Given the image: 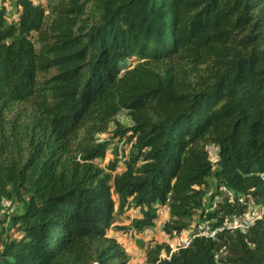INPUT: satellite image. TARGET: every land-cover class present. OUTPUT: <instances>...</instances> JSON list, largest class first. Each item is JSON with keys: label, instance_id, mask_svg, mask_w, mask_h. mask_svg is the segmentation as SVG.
Listing matches in <instances>:
<instances>
[{"label": "trees", "instance_id": "16d2710c", "mask_svg": "<svg viewBox=\"0 0 264 264\" xmlns=\"http://www.w3.org/2000/svg\"><path fill=\"white\" fill-rule=\"evenodd\" d=\"M11 1L0 264H128L109 231L150 229L162 206L169 237L222 229L147 263L264 264V0ZM250 204L262 215L228 228Z\"/></svg>", "mask_w": 264, "mask_h": 264}, {"label": "crops", "instance_id": "0c3cea01", "mask_svg": "<svg viewBox=\"0 0 264 264\" xmlns=\"http://www.w3.org/2000/svg\"><path fill=\"white\" fill-rule=\"evenodd\" d=\"M135 215L134 211H127L126 213H123V216H125L122 220L120 218L121 222H117L119 225H127L132 218V216ZM168 218L167 215H159L158 222L156 220L155 226L150 229H144L141 232H124L123 237L121 239H117L121 245L124 247L125 251L127 252L129 256L128 264L131 262L132 264H135L140 260V262L143 263V261L146 259V249L153 245L154 243H161V242H169L168 238L169 236L165 234L162 231V224L163 222ZM123 232V231H121ZM157 233L158 237L161 238L157 240ZM169 244V243H168ZM170 246V245H169ZM140 256V257H139ZM131 260V261H130Z\"/></svg>", "mask_w": 264, "mask_h": 264}, {"label": "rangeland", "instance_id": "374dc122", "mask_svg": "<svg viewBox=\"0 0 264 264\" xmlns=\"http://www.w3.org/2000/svg\"><path fill=\"white\" fill-rule=\"evenodd\" d=\"M32 1L34 3H42L43 5H45V3H46V0H32ZM2 3H3V5L6 7V9L8 11L7 12L8 20L15 19L17 17V8L13 5L12 1L11 0H3V1L0 0V5ZM117 119L120 122H122V123H125V124L128 123V118H127V115H126V113L124 111L120 112L117 115ZM207 150H208L209 157H210L211 161H215V159H216V148H215V146L209 145L207 147ZM1 203H2L3 207H0V219L3 217V211H2L1 208H5V206L7 204V201L6 200H3ZM258 210H259V206L258 205H255V204H251V206L248 208V212L250 214L251 213H257ZM162 211L163 212L160 213V215H164V214L167 215V213H168V210L167 209H163ZM124 217L125 216H123V214H118L117 215L116 224H117V222H119L121 220L120 218H122V220H123ZM158 221L159 220L157 219V222ZM188 232L189 231H184V232H182L180 234H175V235L169 237L168 238V241H169L168 243H169L170 247L178 246V244L180 243V241L188 234ZM109 234L112 235V236H114L116 239H121L123 237L124 231L121 232V231H118V230H110L109 231ZM156 238H158L157 240L161 239V238L158 237V233H157V237ZM162 253H163V251H162ZM129 264H132V263L130 262ZM135 264H149V263H147L146 262V259H145L143 261V263L140 262V260H138V262H136Z\"/></svg>", "mask_w": 264, "mask_h": 264}, {"label": "built area", "instance_id": "2783aa9c", "mask_svg": "<svg viewBox=\"0 0 264 264\" xmlns=\"http://www.w3.org/2000/svg\"><path fill=\"white\" fill-rule=\"evenodd\" d=\"M239 200H241V199L239 198ZM248 206L250 207L251 204ZM163 209H167V207L162 206L159 210V213H162ZM259 210L257 211V213H251V214L247 211L243 217H239V218H236L234 220L229 221L226 226L230 229L247 228L249 225H251L253 223V221L255 219L259 218L262 215V213H263L262 207H259ZM221 229H222V227L211 228L208 223H204L203 225L198 226L194 233H191V231H189L188 234L180 241L178 246H180V247L188 246V244H189V242L193 236L202 235V236L212 237L217 230H221ZM178 246L170 247L171 251L175 250ZM161 253H162V251L159 254V258H167V259L169 258V256L164 251L162 254Z\"/></svg>", "mask_w": 264, "mask_h": 264}]
</instances>
